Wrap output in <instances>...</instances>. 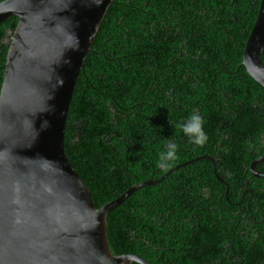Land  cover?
Returning a JSON list of instances; mask_svg holds the SVG:
<instances>
[{
	"label": "trees",
	"instance_id": "trees-1",
	"mask_svg": "<svg viewBox=\"0 0 264 264\" xmlns=\"http://www.w3.org/2000/svg\"><path fill=\"white\" fill-rule=\"evenodd\" d=\"M258 3L111 0L106 7L74 82L63 149L95 207L155 180L105 213L111 253L150 264H264V177L248 170L264 153V88L240 65ZM15 22L14 15L0 21V82ZM194 113L205 121L203 146L177 127ZM169 142L178 159L161 170ZM256 168L264 172V159ZM241 220L249 237L230 224Z\"/></svg>",
	"mask_w": 264,
	"mask_h": 264
},
{
	"label": "water",
	"instance_id": "water-1",
	"mask_svg": "<svg viewBox=\"0 0 264 264\" xmlns=\"http://www.w3.org/2000/svg\"><path fill=\"white\" fill-rule=\"evenodd\" d=\"M109 3L0 1V21L16 17L4 39L0 82V264H150L135 253L110 252L105 213L155 180L127 186L95 207L63 149L74 82ZM263 47L264 0H259L240 65L264 88ZM263 159L250 161L253 177H264L254 167Z\"/></svg>",
	"mask_w": 264,
	"mask_h": 264
},
{
	"label": "clouds",
	"instance_id": "clouds-1",
	"mask_svg": "<svg viewBox=\"0 0 264 264\" xmlns=\"http://www.w3.org/2000/svg\"><path fill=\"white\" fill-rule=\"evenodd\" d=\"M205 121L199 114H192L188 117L187 122L182 125H177L183 134L187 136L191 143L197 146H203L207 143L209 137L204 129ZM178 145L175 142H169L166 149L159 153L157 166L161 170H167L178 159ZM217 176V175H216ZM220 178V177H219ZM221 179V178H220ZM222 180V179H221ZM223 184L222 182H220ZM227 187L225 186L224 195L226 196Z\"/></svg>",
	"mask_w": 264,
	"mask_h": 264
},
{
	"label": "flooded vegetation",
	"instance_id": "flooded-vegetation-1",
	"mask_svg": "<svg viewBox=\"0 0 264 264\" xmlns=\"http://www.w3.org/2000/svg\"><path fill=\"white\" fill-rule=\"evenodd\" d=\"M262 142V146H260L261 147V149L262 150H264V140H262L261 141ZM260 155H264V153H260V154H258L257 156H260ZM257 156H255V157H253V159L254 158H256ZM253 159H251V160H253ZM258 163V162H257ZM256 163V164H257ZM256 164H254V167L256 168ZM248 166H249V164H248ZM257 169V168H256ZM258 170V169H257ZM212 211V209L210 208V205H209V211H208V213H210ZM238 212L239 211H237V212H235L234 213V215H237L238 214ZM245 214V212H243V215ZM230 219V218H229ZM228 219V220H229ZM230 224L234 227V229H235V231H236V233H238L240 236H242V237H249V227H248V225H245L244 224V220H241V221H234L233 223H231L230 222ZM224 244H226L227 245V247L229 248V246H230V243H229V241H225L224 242ZM226 253V252H225ZM227 255V254H226Z\"/></svg>",
	"mask_w": 264,
	"mask_h": 264
}]
</instances>
